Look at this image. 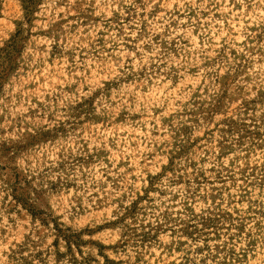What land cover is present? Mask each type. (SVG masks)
Returning a JSON list of instances; mask_svg holds the SVG:
<instances>
[{"label": "rangeland", "instance_id": "1", "mask_svg": "<svg viewBox=\"0 0 264 264\" xmlns=\"http://www.w3.org/2000/svg\"><path fill=\"white\" fill-rule=\"evenodd\" d=\"M0 264H264V0H0Z\"/></svg>", "mask_w": 264, "mask_h": 264}]
</instances>
